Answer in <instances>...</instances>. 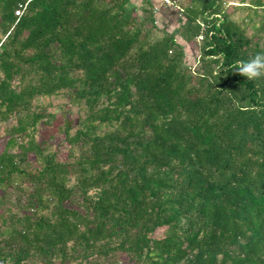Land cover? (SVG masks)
Segmentation results:
<instances>
[{
	"label": "trees",
	"instance_id": "obj_1",
	"mask_svg": "<svg viewBox=\"0 0 264 264\" xmlns=\"http://www.w3.org/2000/svg\"><path fill=\"white\" fill-rule=\"evenodd\" d=\"M224 1L188 0L167 29L163 0H0L5 264H264V79L233 69L264 52V0L239 22ZM60 92L84 109L66 152L34 136L55 117L35 99Z\"/></svg>",
	"mask_w": 264,
	"mask_h": 264
},
{
	"label": "rangeland",
	"instance_id": "obj_2",
	"mask_svg": "<svg viewBox=\"0 0 264 264\" xmlns=\"http://www.w3.org/2000/svg\"><path fill=\"white\" fill-rule=\"evenodd\" d=\"M168 2L163 1L164 7L161 10L154 11L156 12V25L160 28L164 27L166 24V28L170 29L173 27L174 20L177 19V12H181V7H184L187 4L188 0H167ZM241 0H225L223 3V9L226 13H228L234 20L238 22L242 19H247V11L244 9H240L235 4ZM260 15V14H259ZM259 15L249 17V20L244 21V26L246 31L249 34L253 32L251 25L258 24ZM220 18V17H219ZM146 28L150 24H145ZM152 38H159L162 36V33L154 28H152ZM201 36H197L188 44L185 45V58L184 61L188 66L190 71L196 70V67L200 64L199 56H200V45H201ZM36 107H41L45 113H53L55 117L51 119L52 121L49 123H45L46 117H43L42 122H38L37 129L34 133L35 139L37 141H43L45 146L49 150H54L55 148H59L60 151L66 152L68 145L64 143L62 138V133L60 128L64 121L71 123L73 127L71 128V132H73L74 128L77 127L76 122L79 117L84 115V109L81 105L72 103L69 101V97L66 93L60 92L56 95H50L45 98L39 97L36 98L35 101ZM15 116H12L8 121L0 123V153L4 149L6 139L8 138V129L15 124ZM26 135L21 137V140H24ZM20 140V139H18ZM29 156L32 159L33 155L29 152ZM17 196L19 193L15 190H9V195L6 196V199L3 202H0V213L2 214L9 213L10 211H17ZM22 200H25L23 196H21ZM164 227L156 228L154 230L153 236L160 237L163 235ZM126 259L122 257V254H119L117 257L116 264H125ZM56 264H59L56 262ZM66 264H79L78 262H70ZM82 264H86L83 262ZM105 264V263H103Z\"/></svg>",
	"mask_w": 264,
	"mask_h": 264
},
{
	"label": "clouds",
	"instance_id": "obj_3",
	"mask_svg": "<svg viewBox=\"0 0 264 264\" xmlns=\"http://www.w3.org/2000/svg\"><path fill=\"white\" fill-rule=\"evenodd\" d=\"M233 69L239 75L246 77V80L264 79V52H257L251 57L239 61Z\"/></svg>",
	"mask_w": 264,
	"mask_h": 264
},
{
	"label": "built area",
	"instance_id": "obj_4",
	"mask_svg": "<svg viewBox=\"0 0 264 264\" xmlns=\"http://www.w3.org/2000/svg\"><path fill=\"white\" fill-rule=\"evenodd\" d=\"M163 1L168 2L167 0H163ZM18 12L19 11H17L16 13H18ZM0 264H5V261L2 258H0Z\"/></svg>",
	"mask_w": 264,
	"mask_h": 264
}]
</instances>
